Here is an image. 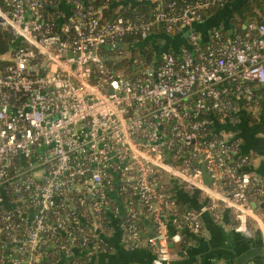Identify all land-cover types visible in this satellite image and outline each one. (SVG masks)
Returning <instances> with one entry per match:
<instances>
[{"label":"built area","instance_id":"1","mask_svg":"<svg viewBox=\"0 0 264 264\" xmlns=\"http://www.w3.org/2000/svg\"><path fill=\"white\" fill-rule=\"evenodd\" d=\"M55 1L0 4V34L13 36L0 54V264H109L100 257L116 226L127 249L145 244L154 264H171V244L185 228L201 233L203 214L220 207L234 211L236 231L254 225L264 235L252 199L264 196V177L243 167L247 156L233 159L231 131L215 129L260 108L264 15L240 19L244 31L232 36L213 28L203 42L194 23L229 0H154L144 14L108 20L93 3ZM185 26L188 45L157 52L134 75L106 62L105 51L126 54L130 37ZM172 180L210 201L178 214Z\"/></svg>","mask_w":264,"mask_h":264},{"label":"crops","instance_id":"2","mask_svg":"<svg viewBox=\"0 0 264 264\" xmlns=\"http://www.w3.org/2000/svg\"><path fill=\"white\" fill-rule=\"evenodd\" d=\"M153 1L115 0L113 4L120 10L137 8L141 2L152 3ZM248 1L229 0L223 8L215 10L212 15L209 14L206 21L194 23L193 30L199 34L203 42L209 40L213 28H222L225 30L226 36H232L242 24L239 17L240 6ZM60 8L64 11L65 18H70L71 9L65 4H61ZM164 36H166V40L162 38ZM149 40L155 47H158V43L161 42L164 48L172 47L178 52L182 46L189 44V35L182 28L174 34L155 32L149 37ZM259 105L260 108H256L255 113L245 108L239 110L236 117L231 120V127L218 129L217 122L215 129L217 132L231 131L234 134V140L240 141L238 151L232 153L233 159L247 156L249 160L243 167L264 177V126L260 127L264 121V98L260 99ZM225 189L228 190V187ZM185 190L173 197L175 201L178 199L183 205H186L188 209L199 210L210 201L201 196L200 192L197 193L195 190L186 188ZM259 197L260 199H254L253 203H256L255 209L258 213L260 211V213H264V196ZM202 222L203 229L199 234H195L190 228L184 229V241L179 243L182 244L181 248L173 253V264H264L262 227L253 225L249 233L236 231L237 221L234 211L229 207H220L217 214L212 211L205 212ZM145 224L147 225L146 230L152 233L153 224L150 219L149 222L145 221ZM108 240L112 251L101 255L100 261H108L109 264L151 263L154 254L147 245L143 244L135 249H127L124 246L121 227L116 226ZM183 243L186 247H182ZM175 247L176 245L173 248Z\"/></svg>","mask_w":264,"mask_h":264},{"label":"trees","instance_id":"3","mask_svg":"<svg viewBox=\"0 0 264 264\" xmlns=\"http://www.w3.org/2000/svg\"><path fill=\"white\" fill-rule=\"evenodd\" d=\"M83 1L85 3H93L97 8H101V12H102V16L104 20L111 19L116 15L134 17L137 14L139 15L144 14L145 12L150 10V8L152 7V3L141 2L137 6V8H124V9L118 10V7L113 4L115 0H83ZM178 1L187 2V3H197L200 0H178ZM6 2L7 0H0L1 5H6ZM56 11L57 9H54V7L52 6V8H50V10L48 11V14L52 15ZM214 12L215 11L211 10L209 14L212 15ZM263 15H264V0H249L243 5L239 13L240 19L245 24H249L252 22H259L260 20H262ZM207 18L208 16L205 17V21L207 20ZM218 29H220L223 32V34H225V30H223L222 28H218ZM237 30L239 32L244 31L243 25H240ZM159 33H163V32L159 31ZM12 39H13V36L11 34H8V33L0 34V54L6 53L11 48ZM136 39L137 38L130 37L121 44V49L125 50L126 54H121L120 51H112V52L105 51L104 54H105L106 62L108 63V65L112 67L113 69L121 71L127 75H134L135 70L139 69L138 68L139 66L145 67L146 65L152 63L157 52L164 49V46L161 45L162 44L161 42L158 43L157 45L158 47H155L154 44L149 40V38L139 39L138 41H136ZM146 40L148 41L147 43H145V45L139 46L140 42H143ZM165 48L166 49L164 50L172 51L175 53L177 52L172 47H168V48L165 47ZM158 49L160 50L158 51ZM211 116H214L218 119H221L222 117H227L225 113H217V114L211 113ZM229 117L232 118L233 115L230 114ZM211 127L213 128L214 125L212 124ZM175 183L179 184L178 189H176ZM169 187H170L169 192L173 196H176L182 190L186 191L185 187L176 180L169 181ZM227 187L229 188V186L225 184L224 189ZM252 195H253L252 196L253 200L260 199V197L256 195L255 191L253 192ZM172 205H175V208L178 214H181L182 212H184L185 209H188L186 208V205H183L181 201H179L178 199L177 201H174ZM176 210L174 209V211ZM143 226H145L144 222H143ZM182 247H186L185 243H183ZM95 264H99V263H95Z\"/></svg>","mask_w":264,"mask_h":264},{"label":"water","instance_id":"4","mask_svg":"<svg viewBox=\"0 0 264 264\" xmlns=\"http://www.w3.org/2000/svg\"><path fill=\"white\" fill-rule=\"evenodd\" d=\"M184 30H185V31L188 33V35H189L190 32H191V27H189V26H185V27H184ZM162 38L166 40V36H164V37H162ZM147 41H148V40L142 42V43L140 44V46L145 45V43H147ZM164 49H166V48H164ZM164 49H162V50H164ZM203 174H204V181H205V184H206L207 186L210 187V186L212 185V183H213V179L211 178V174H210V172L208 171L206 164L203 165ZM195 192L199 193L200 191H199V190H195ZM253 206H254V208H256V203H253ZM174 246H175V244H171V247H174Z\"/></svg>","mask_w":264,"mask_h":264},{"label":"rangeland","instance_id":"5","mask_svg":"<svg viewBox=\"0 0 264 264\" xmlns=\"http://www.w3.org/2000/svg\"><path fill=\"white\" fill-rule=\"evenodd\" d=\"M218 129H220V128H225V127H231V121L227 118V119H224V120H222V121H220V122H218ZM178 186H179V184L178 183H175V187H176V189H178ZM181 245L182 244H179V245H176V247L175 248H173V253L174 252H176V250L177 249H180L181 248ZM154 254V253H153ZM154 260H155V255L151 258V263L150 264H154Z\"/></svg>","mask_w":264,"mask_h":264},{"label":"flooded vegetation","instance_id":"6","mask_svg":"<svg viewBox=\"0 0 264 264\" xmlns=\"http://www.w3.org/2000/svg\"><path fill=\"white\" fill-rule=\"evenodd\" d=\"M246 3V2H245ZM245 3H243L241 6H240V11H241V9H242V7H243V5L245 4ZM264 126V121L260 124V127H263Z\"/></svg>","mask_w":264,"mask_h":264}]
</instances>
